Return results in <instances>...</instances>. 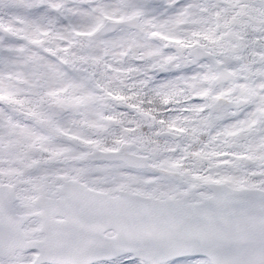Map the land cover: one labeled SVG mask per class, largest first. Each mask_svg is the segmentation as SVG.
I'll return each instance as SVG.
<instances>
[{
  "label": "snow or ice",
  "instance_id": "obj_1",
  "mask_svg": "<svg viewBox=\"0 0 264 264\" xmlns=\"http://www.w3.org/2000/svg\"><path fill=\"white\" fill-rule=\"evenodd\" d=\"M0 264H264V0H0Z\"/></svg>",
  "mask_w": 264,
  "mask_h": 264
}]
</instances>
